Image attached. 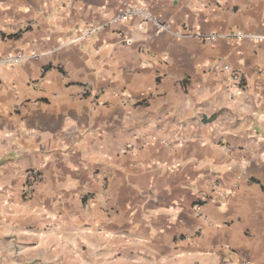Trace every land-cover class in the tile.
I'll list each match as a JSON object with an SVG mask.
<instances>
[{
  "label": "crops",
  "instance_id": "0c3cea01",
  "mask_svg": "<svg viewBox=\"0 0 264 264\" xmlns=\"http://www.w3.org/2000/svg\"><path fill=\"white\" fill-rule=\"evenodd\" d=\"M125 2L264 36V0H0V54H36L0 68V264H264V40L67 43Z\"/></svg>",
  "mask_w": 264,
  "mask_h": 264
},
{
  "label": "built area",
  "instance_id": "2783aa9c",
  "mask_svg": "<svg viewBox=\"0 0 264 264\" xmlns=\"http://www.w3.org/2000/svg\"><path fill=\"white\" fill-rule=\"evenodd\" d=\"M133 18H138L141 20V22H147L151 24L154 27L156 33L167 32L172 34L176 38L191 37L201 42L208 43H213L218 39H227L232 41L251 39L258 42L264 40V36L255 35L249 32H243L241 30H228L222 33H202L197 30H193L186 25H183L180 28H173L170 22L160 20L157 16L152 14L146 5L125 2L117 10V12L107 20L98 24L91 23L83 28L78 29L73 35L69 37L67 43L72 44L75 42L85 41L93 33L99 30L109 27L112 24L126 22ZM122 41L126 45H130L132 42L130 38L126 37L122 38ZM35 56L36 54L34 53L25 54L21 52L0 54V68L22 64ZM222 70L231 72L233 79L237 81L236 90L238 92L244 90V87H246V85L241 83V79L238 73L231 71V68L228 65L222 66ZM35 179H37V176L33 177V180Z\"/></svg>",
  "mask_w": 264,
  "mask_h": 264
}]
</instances>
